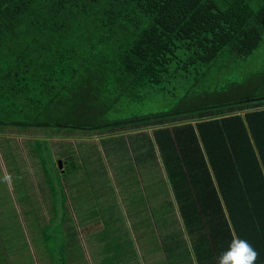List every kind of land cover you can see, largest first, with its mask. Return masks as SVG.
I'll list each match as a JSON object with an SVG mask.
<instances>
[{"label":"trees","instance_id":"trees-1","mask_svg":"<svg viewBox=\"0 0 264 264\" xmlns=\"http://www.w3.org/2000/svg\"><path fill=\"white\" fill-rule=\"evenodd\" d=\"M250 6L0 0V126L87 132L155 126L153 139L194 243L206 237L216 263V252L239 237L262 262L264 94L235 96L246 88L218 85L262 40L264 3ZM182 85L196 93L195 102L185 93L176 107L108 119L118 102L170 97ZM58 169L65 173L68 165Z\"/></svg>","mask_w":264,"mask_h":264},{"label":"rangeland","instance_id":"rangeland-1","mask_svg":"<svg viewBox=\"0 0 264 264\" xmlns=\"http://www.w3.org/2000/svg\"><path fill=\"white\" fill-rule=\"evenodd\" d=\"M263 1L248 0L253 8ZM262 39L219 86L243 85L235 96L264 94ZM183 86L170 97L118 102L108 119L176 107L185 93L195 102ZM154 127L62 136L56 128L0 126V264H198ZM62 156L64 174L56 160Z\"/></svg>","mask_w":264,"mask_h":264},{"label":"clouds","instance_id":"clouds-1","mask_svg":"<svg viewBox=\"0 0 264 264\" xmlns=\"http://www.w3.org/2000/svg\"><path fill=\"white\" fill-rule=\"evenodd\" d=\"M257 251L245 239L233 237L225 249L217 253L216 264H255Z\"/></svg>","mask_w":264,"mask_h":264},{"label":"crops","instance_id":"crops-1","mask_svg":"<svg viewBox=\"0 0 264 264\" xmlns=\"http://www.w3.org/2000/svg\"><path fill=\"white\" fill-rule=\"evenodd\" d=\"M263 3H264V1H263ZM262 3V4H263ZM251 7V6H250ZM251 8H253V7H251ZM258 8H259V6H258ZM254 9H257V8H254ZM263 40V39H262ZM261 40V41H262ZM261 41H260V43H261ZM260 45V44H259ZM246 110H244V111H242V110H240L239 111V113L240 114H243L244 112H245ZM191 122H194V120H192ZM3 126V125H2ZM131 127H133L134 129H136V130H142L141 129V126H131ZM145 130H147V129H145ZM74 132H76V131H70V132H68V131H64V130H57V133H60L62 136H69L70 134L72 135ZM1 133V132H0ZM151 135V134H150ZM152 137H153V135H151ZM1 138H2V136H0ZM66 157L67 156H62V158L61 157H59V158H61V159H56L57 160V162L59 161V160H61L62 161V167L63 166H66ZM62 174H64V173H62ZM50 194H51V192H50ZM50 207H51V205H50ZM47 212V215L49 216V219L48 220H52V217H55L56 215H55V213H54V210H47L46 211ZM205 238L206 237H203L202 238V241H200L198 244H195L194 243V241H193V238H191L190 239V246H191V248L193 249V246L194 245H197V253H195V255H196V260L198 261V264H216V263H211L210 262V260L212 259V257H211V250H210V245H209V243L208 242H204V240H205ZM228 243L229 242H227V244H226V246L228 245ZM226 246H224V247H222L223 249H225L226 248ZM219 252V251H218ZM218 252H216V254H215V256L217 257V253ZM255 264H264V261H262V262H259V263H255Z\"/></svg>","mask_w":264,"mask_h":264},{"label":"water","instance_id":"water-1","mask_svg":"<svg viewBox=\"0 0 264 264\" xmlns=\"http://www.w3.org/2000/svg\"><path fill=\"white\" fill-rule=\"evenodd\" d=\"M58 166H59V168H62V161L61 160L58 161Z\"/></svg>","mask_w":264,"mask_h":264}]
</instances>
